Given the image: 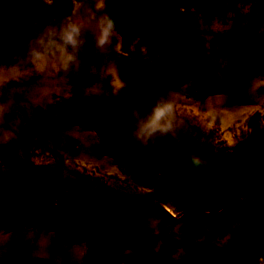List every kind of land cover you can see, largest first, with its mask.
I'll return each instance as SVG.
<instances>
[{
	"label": "rangeland",
	"instance_id": "rangeland-1",
	"mask_svg": "<svg viewBox=\"0 0 264 264\" xmlns=\"http://www.w3.org/2000/svg\"><path fill=\"white\" fill-rule=\"evenodd\" d=\"M55 1L0 0V264H264V1L121 0L132 26L98 63L103 79L87 80L85 67L70 89L53 70L13 67ZM165 18L179 22L180 59L160 70V94L175 95L183 126L133 147L127 64L159 69ZM83 59L95 62L94 51ZM86 82L105 94L82 100ZM171 142L261 182L193 184L162 157ZM75 191L144 206L162 222L138 240L119 237L73 205Z\"/></svg>",
	"mask_w": 264,
	"mask_h": 264
},
{
	"label": "clouds",
	"instance_id": "clouds-1",
	"mask_svg": "<svg viewBox=\"0 0 264 264\" xmlns=\"http://www.w3.org/2000/svg\"><path fill=\"white\" fill-rule=\"evenodd\" d=\"M48 4L52 0H46ZM63 10H53V19L35 27L30 35L17 44L19 53L13 56L14 69L34 67L47 75L53 70L60 77L63 85L70 89L73 78L81 75L87 67V80L94 77L103 79L98 63L108 58L119 38V17L113 6L110 12L103 11L106 0H96L95 10L86 6L84 0H62ZM95 53V62L84 64L87 50ZM130 92L136 97V104L130 111V130L128 138L133 147H148L159 139L176 138L183 126L176 108L175 95L172 92L158 94L149 100L145 94L143 79L137 75ZM105 94L99 82L85 83L80 88V98L101 97ZM0 106V112L4 111ZM183 169L187 179L193 184H202L212 168L210 161L196 151L185 152ZM219 185L213 192L219 191ZM140 225L148 232H156L162 222L155 211L144 206L133 207L131 211H140ZM127 216L128 213H125Z\"/></svg>",
	"mask_w": 264,
	"mask_h": 264
},
{
	"label": "water",
	"instance_id": "water-1",
	"mask_svg": "<svg viewBox=\"0 0 264 264\" xmlns=\"http://www.w3.org/2000/svg\"><path fill=\"white\" fill-rule=\"evenodd\" d=\"M264 1V0H263ZM115 7V14L119 17V29L128 31L131 29L132 21L128 12L127 5L121 0H113L110 3V12ZM65 8L62 0H56L49 8V15L53 17V10H63ZM160 27L169 31L170 34L164 37L163 45L159 49L157 61L160 70L167 71L177 65L180 59V52L176 44L177 27L179 22L174 18H165L160 21ZM148 24V29L152 28ZM159 69L149 65L140 57L132 58L127 65V72L131 82L139 75L143 79L146 89V96L149 100L161 93L162 82ZM183 147L176 143H166L161 148V155L165 160L174 165L181 174L185 176L183 162L186 158ZM187 178V177H186ZM261 182V176L258 173H251L247 178L241 171H226L212 166L209 175L204 178L203 183L213 186L234 185L241 187L248 185L255 188ZM73 205L97 220L107 231L130 240H138L142 236V227L140 225V211H131L134 206L120 199L113 197L97 195L84 191H75L71 195ZM125 213H128L126 216Z\"/></svg>",
	"mask_w": 264,
	"mask_h": 264
}]
</instances>
